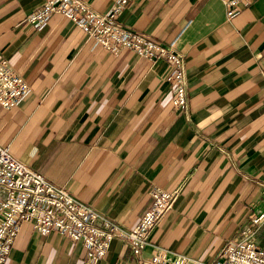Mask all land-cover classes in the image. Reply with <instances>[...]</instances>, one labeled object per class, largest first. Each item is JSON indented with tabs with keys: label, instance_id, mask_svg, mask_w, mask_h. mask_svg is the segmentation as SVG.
<instances>
[{
	"label": "crops",
	"instance_id": "1",
	"mask_svg": "<svg viewBox=\"0 0 264 264\" xmlns=\"http://www.w3.org/2000/svg\"><path fill=\"white\" fill-rule=\"evenodd\" d=\"M83 1L105 13L116 0ZM222 1L129 0L119 19L182 55L187 104L175 110L165 61L113 57L59 15L33 29L25 17L41 0H0V62L30 87L14 109L0 106V146L125 231L152 188L176 192L145 254L215 260L264 192V0L230 20ZM252 241L264 249V223ZM86 257L22 224L5 264H136L120 241Z\"/></svg>",
	"mask_w": 264,
	"mask_h": 264
},
{
	"label": "built area",
	"instance_id": "2",
	"mask_svg": "<svg viewBox=\"0 0 264 264\" xmlns=\"http://www.w3.org/2000/svg\"><path fill=\"white\" fill-rule=\"evenodd\" d=\"M128 1L116 0L108 11L98 13L83 0H41L40 6L26 15L25 23L40 29L49 18L59 15L81 30L91 44L100 46L113 57L126 50L152 65L165 61L169 67L165 81L170 86L172 107L175 110L185 108L187 85L182 55L171 45L123 27L119 19ZM254 1L223 0L226 19L230 20L242 7L251 6ZM29 89L19 74L5 61L0 62L2 108L17 107ZM149 196V209L136 227L125 231L0 146V264L6 263L22 224L31 225L41 236L56 233L73 244L82 245L87 250V263L104 258L111 244L120 241L129 247L136 264H264V249L252 241L264 223V192L258 209L241 229L238 239L227 241L219 256L211 262L168 253L158 247H153L150 255L145 254L152 233L172 210L177 193L152 188Z\"/></svg>",
	"mask_w": 264,
	"mask_h": 264
}]
</instances>
